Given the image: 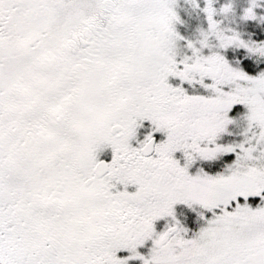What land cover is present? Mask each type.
Returning <instances> with one entry per match:
<instances>
[{"label": "snow or ice", "instance_id": "obj_1", "mask_svg": "<svg viewBox=\"0 0 264 264\" xmlns=\"http://www.w3.org/2000/svg\"><path fill=\"white\" fill-rule=\"evenodd\" d=\"M174 5L0 0V264H264V156L254 155L264 149V71L250 75L220 51L264 55V41L219 29L204 0L207 31L177 59ZM255 15L251 0L243 18ZM237 104L254 142L218 144ZM144 120L153 127L133 146ZM105 147L109 161L98 158ZM227 153L224 171L190 173L193 158ZM178 203L212 212L192 238Z\"/></svg>", "mask_w": 264, "mask_h": 264}, {"label": "rangeland", "instance_id": "obj_2", "mask_svg": "<svg viewBox=\"0 0 264 264\" xmlns=\"http://www.w3.org/2000/svg\"><path fill=\"white\" fill-rule=\"evenodd\" d=\"M250 2L251 0H214L215 7L217 9V14L215 15L217 27L225 32L239 33L241 38L245 41H264V0H255V19L246 20L243 18V10L250 6ZM225 4L231 5V9L227 12L222 11V7ZM203 6L204 0H175L174 10L179 17V21L175 23L174 27L177 32L184 37V39L177 41L176 51L178 59H180L183 55L192 54L191 50L186 46L187 41L191 40L193 42H198L203 38L202 32L207 31V20L204 13L201 11ZM254 35L256 38L260 36L261 39H256ZM208 44L212 50H217V41L214 36L208 37ZM202 51L204 54H208L210 50L203 49ZM220 51L234 67L238 66L241 68H243L241 64L242 59L238 56V54L240 51L244 52L243 57L251 60L255 65H260V68L255 70L253 73L247 71L250 75H256L257 72L264 71V55H261L260 53L250 55L245 49L232 46ZM236 61H240L239 65L236 64ZM201 89L202 88L197 85L194 90H196L199 94H203ZM205 93L207 94L206 90ZM246 111L247 109L243 105L237 104L235 106L232 117L229 116L232 119V122L226 126L225 130L221 132L216 139L218 144H238L247 139H253L254 142V138L251 137V133H246L248 121L243 117ZM179 154V162L183 164V154L180 151ZM254 155L264 156V149L254 153ZM234 159L235 155L233 153L218 154L217 158L212 161H200L193 158V164L189 171L194 174L197 168H204V170L210 174H215L216 172L224 171L225 165L231 164ZM256 163H264V160L256 161ZM238 200H240L241 203L244 202L242 197L238 198ZM247 202L253 208L262 203L259 196H250L248 197ZM197 206L201 207L199 205ZM166 223L167 222L162 219L160 223L156 221V224L158 225H155L156 230ZM199 230L200 229L194 230V234ZM137 261L138 260L129 261V264H140V262Z\"/></svg>", "mask_w": 264, "mask_h": 264}, {"label": "flooded vegetation", "instance_id": "obj_3", "mask_svg": "<svg viewBox=\"0 0 264 264\" xmlns=\"http://www.w3.org/2000/svg\"><path fill=\"white\" fill-rule=\"evenodd\" d=\"M259 68H260V65H259ZM169 82L173 83L174 85L179 83L178 79L171 78V77L169 78ZM183 86L188 90L189 94H193L194 92H196V90H194L192 87L188 86L187 83H185ZM201 90H202L201 92L203 94H206L204 89H201ZM235 106L236 105H234L233 108L229 111L228 115L231 117H232ZM139 124H140V126L137 128L136 139L131 141L133 146H137V141L143 140L145 135L151 130V127H153L150 124V122L147 120L140 121ZM153 135L157 141L163 139V136H164L163 133H153ZM111 155H112L111 148L105 147L102 151H100L98 153V158L103 159L105 161H109L111 159ZM173 155H174V158L178 159L180 156L179 151H177ZM123 188H124V186L117 184V190H122ZM127 190L133 191L134 186H131V185L128 186ZM238 198H240V197H238ZM197 205L198 204H193L192 208H189L187 205H185L183 203H178V204L174 205V215L176 214V220L179 221L180 225L183 228L187 229L186 232L182 233V235H184L185 238H192L194 235V230L200 229L201 227L205 226L207 219L212 218V212L211 211L204 209L203 207H198ZM215 211L218 212L219 210L216 209ZM200 214H202V215H200ZM162 220H165L167 223L163 224L162 227H159L157 229V231L163 230L164 227L168 223L171 222L170 217L162 218ZM158 222L160 223L161 219L158 220ZM154 223H155V225H157L156 222H154ZM150 248H151V241L148 240L145 242V244L143 246H140L138 248V250L142 254L147 255ZM117 255L118 256H125V255H128V253H127V251H118Z\"/></svg>", "mask_w": 264, "mask_h": 264}, {"label": "trees", "instance_id": "obj_4", "mask_svg": "<svg viewBox=\"0 0 264 264\" xmlns=\"http://www.w3.org/2000/svg\"><path fill=\"white\" fill-rule=\"evenodd\" d=\"M255 38H256V36H255ZM256 39L260 40L261 37L259 36ZM243 55H244V52H242V51H240L239 54H238V56L242 59L241 64H242L243 68L246 71L252 73L254 71H249V69H253L254 68L255 70H257L259 68V65L253 64L251 60L246 59L245 57H243Z\"/></svg>", "mask_w": 264, "mask_h": 264}]
</instances>
